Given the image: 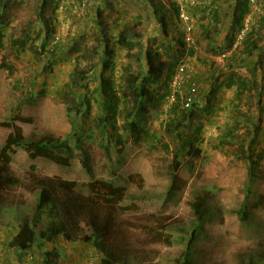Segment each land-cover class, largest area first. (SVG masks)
I'll use <instances>...</instances> for the list:
<instances>
[{"label":"rangeland","instance_id":"obj_1","mask_svg":"<svg viewBox=\"0 0 264 264\" xmlns=\"http://www.w3.org/2000/svg\"><path fill=\"white\" fill-rule=\"evenodd\" d=\"M3 1L0 0V12H3L0 30V145L12 125H17L28 137L69 138L71 145L75 146V138L70 136L72 123L69 118V99L75 88L71 82L72 73L76 69L93 70L99 58V38L107 34L113 39L125 27H131V32L139 35L140 41L131 52L118 49L116 68L114 72H107L105 77L108 83L118 86L123 84L124 68L129 67L136 74L142 72V46L154 39V46L161 43V26L159 18L152 12V5L157 8L164 6L172 16V20L167 22L170 29L168 38H184L180 15L176 16L173 11V3L177 0H47L42 13V0H8L9 6L2 8ZM181 1L190 13L197 41L196 47L187 44L194 52L182 61L188 79L198 86L196 102L204 101L210 85L221 83L222 90L211 103L215 105L214 110L210 114L201 112L190 122V131L203 124L198 142L202 151L195 157L180 156V188L177 194L171 200H137L133 196L165 193L172 182V163L178 141L167 132V128L177 118L170 96L176 71L170 74V78L166 75L167 83L150 87L154 95L165 96L160 97V103L151 105L146 116L148 136L134 141L126 134L122 142L113 143L103 138L110 149L109 154L100 144L102 135L95 121L103 107L99 102V74L94 72L88 78L91 116L86 118L82 129L84 145L93 157L94 175L87 173L80 150H76L75 159L67 167L43 158L31 160L24 149L17 150L10 164L0 163V172L6 175L8 182L7 188L0 191V264H45L43 251L47 248L64 252L61 264H85L92 258H89L88 251H97L94 245L89 247L80 239L70 241L60 234L55 243L45 239L44 247L34 246L23 258L19 257L11 240L22 218L33 216L38 199L34 182L39 177L76 181L78 185L95 179H109L127 187V198L114 212L119 222L117 228L124 231L125 238L118 235V241L110 245L116 257L121 258L112 259L111 264H185L187 256L190 259L188 264L264 261V207L255 206L259 196L264 195V0L249 5L242 27L247 24V30L237 47L235 44L242 29L238 32L237 27L230 30L237 32L230 49L229 38H223L226 32L223 37L213 34L214 38L206 39V30L210 28L216 33L224 27L230 29L229 25H224L231 21L228 13H231L233 3L236 4L235 0ZM214 5L219 6V11L214 9ZM99 11H102L101 15ZM204 11L205 14L217 11L218 17L221 14L225 20L219 18L218 22H213L212 14L202 18ZM208 16L211 18L207 19ZM39 17L42 21L37 20ZM43 24L50 37L41 52V39L37 35ZM28 34L32 38L21 48L16 39L26 38ZM248 39L251 42L256 39L258 49L246 56L244 51L249 44ZM219 46L223 49L219 55L208 51ZM232 73L235 78L251 81L243 90L242 97L236 94L237 82L232 87L228 86ZM188 84L184 83L177 92L181 97L178 98L180 109H183V96ZM124 106L126 103L123 101L119 107V125L128 110ZM259 115L263 121L257 149L263 151V158L257 179L248 191L249 165L237 158L236 145L231 144L229 136L224 140L223 135L236 121L240 128L234 133L244 135L251 132L253 122L250 119L255 120ZM77 191L83 192V186ZM244 204L249 205L251 213L247 221L238 214V210L244 209ZM204 207L213 218L204 220L202 230L195 234V241L189 247L188 241L195 233L194 221ZM48 219L43 216L40 229L46 228ZM174 222L183 227L184 232L165 227V232L162 231L163 226ZM85 232L92 234L88 227L82 229V233ZM161 232L163 239L171 235V240H158L156 235ZM83 249L87 251L82 257L79 253ZM102 256L106 257L103 253L98 258L93 255L95 259L89 264H103Z\"/></svg>","mask_w":264,"mask_h":264},{"label":"trees","instance_id":"obj_2","mask_svg":"<svg viewBox=\"0 0 264 264\" xmlns=\"http://www.w3.org/2000/svg\"><path fill=\"white\" fill-rule=\"evenodd\" d=\"M150 1V0H147ZM213 2L216 0H212ZM235 6H232L231 13L228 16L231 18L229 23V30L226 31L224 39L230 40L229 49L235 42L237 32L243 27L244 19L249 12V0H235ZM2 8L9 6L8 0L3 1ZM47 0L41 1V11L46 8ZM148 4H150L148 2ZM147 4V5H148ZM156 6V5H155ZM152 5V12L159 18V25L161 26L162 36L161 43L155 45V39L146 46H142L140 53V60L143 62L142 72L133 73L129 67L124 68L125 74L123 78V84L116 86L113 82L108 83L105 75L109 71H113L116 68L115 58L117 56L118 49L131 50L135 47L136 43L140 40L139 35L131 32V27H125L121 29L117 37L109 38L106 34L100 41V52L97 50L98 63L95 68L90 71L84 69H76L71 75V82L75 87L72 91L69 102L71 104L69 110V118L72 123V131L70 136L75 138V146L71 145L69 138L41 136L39 138H31L26 135L21 127L12 125L11 131L7 134L4 141L0 145V163L10 164L13 160V155L18 149H24L31 160L43 158L50 160L62 167L70 166L76 157V150H80L82 153V163L90 176L94 175L92 166L93 157L91 152L84 145L83 128L86 123V118L91 116L92 103L89 95V82L88 78L92 76L94 72L99 74L100 78V93L103 111L99 114L95 121L98 130L101 132V146L106 150L107 154L110 153V149L105 145L103 138L107 139L110 143L122 142L124 135H129L134 141H139L143 136H148V129L146 126V116L153 103L157 104L161 102L160 97L154 95L151 92L150 87L158 83H167V74L170 78V74L177 71L178 67L182 64V61L194 50L188 48V45L184 38H168L170 29L167 24L168 20H172V16L164 9V6L157 8ZM3 10V9H2ZM173 11L176 16L180 15L179 6L177 3H173ZM212 11V10H211ZM209 14H212V12ZM215 11V10H214ZM100 12V11H99ZM204 11L202 18H205L207 14ZM0 12V30L1 24H3L2 14ZM102 11L100 12L101 15ZM208 14V15H209ZM213 15V22H218L219 17L216 14ZM41 16V15H40ZM37 20L42 21V17ZM214 24V23H213ZM212 27V25H211ZM237 27V32L232 33L230 30ZM207 38H214L213 34L220 35L223 30L213 31L208 28ZM44 24L41 25L38 32V38L41 39L43 52L45 47L49 43L50 35L46 33ZM229 36V37H228ZM31 34H28L26 38H17L16 43L24 48L28 41L31 39ZM2 41V35H0V42ZM249 41V39H248ZM248 41H245L247 45ZM212 47L208 51L213 55L221 54L222 50ZM258 49L257 40L249 41L247 48H245V55H250V52ZM52 55V54H51ZM55 52L54 55L55 56ZM244 55V56H245ZM52 56V57H53ZM51 58V57H50ZM245 58V57H243ZM232 68V67H230ZM114 72V71H113ZM255 74V73H254ZM237 82V96L243 95V90L251 82L247 78L238 77L235 78V74L230 75V81L228 86L232 87ZM216 83L214 86L210 85L209 92L204 97V101L193 103L189 108H185L182 103L180 109L181 98L179 95L176 101L173 103L174 108L177 110V118L167 128V132L173 135L178 141V149L174 153V161L172 163L173 179L169 185L168 190L165 193H151L140 196H134L135 199H152V200H171L177 194L179 189L180 177L178 171L181 166L180 156L183 154L186 157H195L201 154L202 148L198 145L201 140V130L203 124L198 125L193 131H190V122L198 117L201 112H207L208 114L214 110V99H217V94L222 90L221 83ZM118 87V88H116ZM166 87V86H165ZM121 93V95H119ZM126 103L125 108L127 111L123 114V123L119 125L118 115L119 107ZM131 104V106H129ZM210 109V110H209ZM179 113V114H178ZM85 118V119H84ZM263 117L259 115L253 122L251 132L240 135L234 133V131L240 128L238 121L232 123L223 135L224 140L229 136L231 144L236 145V156L240 160H244L248 163V180L247 189L251 190V185L255 183L259 173L260 162L263 158V151H259L258 145L260 140V132L262 128ZM173 126V127H172ZM229 141V142H230ZM223 142V141H222ZM224 144V143H223ZM184 152V153H183ZM35 187L38 191V199L35 205L34 213L31 218L25 216L22 218L18 227V231L11 240V245L19 251V257L23 258L24 254L31 250L34 246L44 247L45 239H49L55 243L57 236L63 234L67 240H78L87 242L89 247L93 245L96 247L93 251H88L89 258L85 264H89L90 261H94L95 257L102 256L101 261L103 264H111L112 259L116 257L113 248L110 247L112 242L118 241L117 236L121 235L123 238L124 231L117 228L119 222L114 214L116 210H119L120 203L123 202L127 196V187L122 184H118L114 180L109 179H95L89 183L78 185L76 181L56 179L52 177H39L35 179ZM8 186L7 177L4 173L0 172V191L6 189ZM80 186H83L84 191L78 192ZM205 206V203H204ZM256 207H264V195H260L255 203ZM207 208L199 210L196 220L194 221L195 232L190 240L188 246L191 247L193 241H195V234H198L206 219H212V215L208 214ZM238 214H241L242 220H249L251 213L249 212V205L244 204V209L238 210ZM43 216H47L49 219L46 222V228L40 229L39 224L43 219ZM169 223L163 226L162 231L165 232V228L168 230H177L184 232V228L180 225ZM117 224V225H116ZM88 227L92 234L87 232L82 233V229ZM163 232L157 233L158 240H171L170 237L162 238ZM113 237V238H112ZM116 238V239H115ZM119 243V242H118ZM123 247V244H119ZM87 248V247H86ZM87 250L83 249L79 253L83 257V252ZM58 249H44L43 261L45 264H61V253ZM101 252V253H100ZM185 264L190 263V259L187 256L185 258ZM247 264H264V261L255 262L249 261Z\"/></svg>","mask_w":264,"mask_h":264},{"label":"built area","instance_id":"obj_3","mask_svg":"<svg viewBox=\"0 0 264 264\" xmlns=\"http://www.w3.org/2000/svg\"><path fill=\"white\" fill-rule=\"evenodd\" d=\"M184 1V0H183ZM259 3V0H249V4L255 5ZM86 4L85 2L83 3ZM177 4L179 6V12H180V19L184 26V39L186 43L189 46H197L196 37L194 35V26L191 21L190 13L185 9L183 3L181 0H177ZM246 27L241 30V33L237 37V43L235 44V47H237L243 38L245 31L247 30V24H245ZM184 83H189L187 87V91L185 92L183 96V105L185 108H189L193 103H195L196 99L198 98V86L195 82H191L187 77V70L183 64H181L177 71L176 75L174 77L173 81V91L171 93V98L173 101H176L177 98V92H180V89L183 87Z\"/></svg>","mask_w":264,"mask_h":264},{"label":"crops","instance_id":"obj_4","mask_svg":"<svg viewBox=\"0 0 264 264\" xmlns=\"http://www.w3.org/2000/svg\"><path fill=\"white\" fill-rule=\"evenodd\" d=\"M236 2V1H235ZM263 5H264V3H263ZM232 6H235V4L233 3V5ZM218 8V11H219V6L218 5H214V9H217ZM212 10V9H211ZM216 13H217V11H216ZM210 15V14H209ZM218 15V14H217ZM213 16V15H212ZM211 18V16H208V18L207 19H210ZM219 18L221 19H224L225 20V18H223V15H219ZM229 18V17H228ZM227 20V19H226ZM227 25H229V22H227V24L226 25H224V26H227ZM226 31H228V29L226 28V27H224V30H223V33H221L220 34V36L221 37H223V35L225 34V32ZM16 249V248H15ZM17 252L19 253V251L17 250Z\"/></svg>","mask_w":264,"mask_h":264}]
</instances>
